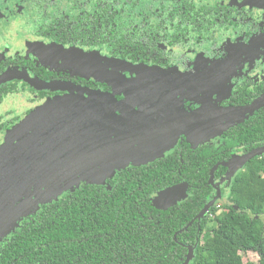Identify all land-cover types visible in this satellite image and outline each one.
<instances>
[{
	"label": "flooded vegetation",
	"instance_id": "flooded-vegetation-1",
	"mask_svg": "<svg viewBox=\"0 0 264 264\" xmlns=\"http://www.w3.org/2000/svg\"><path fill=\"white\" fill-rule=\"evenodd\" d=\"M93 94L113 97L116 124L133 127L101 158L142 152L152 139L175 142L149 163L66 193L130 186L133 203L151 206L152 222L189 220L163 251L184 255L178 264L193 260L245 170L240 158L264 148V104L252 109L264 98V0H0V149L48 102ZM173 188L181 199L158 208L159 193ZM87 218L99 224L69 232L67 254L52 264H122L118 233L104 229L103 215Z\"/></svg>",
	"mask_w": 264,
	"mask_h": 264
},
{
	"label": "trees",
	"instance_id": "trees-1",
	"mask_svg": "<svg viewBox=\"0 0 264 264\" xmlns=\"http://www.w3.org/2000/svg\"><path fill=\"white\" fill-rule=\"evenodd\" d=\"M204 178L207 182L208 175ZM132 192L130 186L116 185L110 192L81 187L63 194L58 201L41 206L14 231L0 249V264L59 261L58 257L68 252L69 232L99 224L87 218L91 215H103L104 229L121 237L122 264H178L184 255L163 250L172 246L173 232L189 220H179L180 226L167 222L160 226L148 219L151 206L133 203ZM227 202L221 205L225 212L213 221L215 226L191 264H254L243 261L242 254L247 253H256L258 264H264V156L247 161L245 170L232 181ZM204 203L203 198L202 206ZM216 206L210 212L216 213ZM183 216L176 213V218ZM206 227L207 223H202V229ZM107 257H116L114 248Z\"/></svg>",
	"mask_w": 264,
	"mask_h": 264
},
{
	"label": "water",
	"instance_id": "water-1",
	"mask_svg": "<svg viewBox=\"0 0 264 264\" xmlns=\"http://www.w3.org/2000/svg\"><path fill=\"white\" fill-rule=\"evenodd\" d=\"M261 104H264V98L252 109ZM117 109L113 97L93 94L88 100L78 97L55 99L32 112L20 126L13 129L10 134L12 141L0 149L1 192L6 183L34 188L39 192L42 195L40 203L22 204L27 209L37 206L34 211L28 213L30 216L38 212L40 206L57 201L58 195L73 190L69 184L73 181L78 165L88 162L93 164L94 160L98 163L104 159L101 156L104 154L102 151L108 148L106 146L116 142L114 139L130 136L127 134L133 132L131 125L116 124L117 120H120L116 115ZM97 121L102 124H98ZM23 129L26 130V139L21 141L18 137L19 131ZM262 153L264 148L241 157L240 161L246 164ZM60 154H63L61 161ZM113 167L114 164L105 168L111 170ZM97 177L88 180L82 174L80 179L75 177L74 183L76 185L81 182L93 183ZM173 193L174 188L159 193L154 200L155 205L158 208L174 205L181 198L175 197ZM216 200L217 198L205 207L200 217L214 205ZM0 208L1 217L8 216L4 229L8 223L15 221L17 212L12 211V208L9 209V206L0 205ZM192 258V255H188L184 264H189Z\"/></svg>",
	"mask_w": 264,
	"mask_h": 264
},
{
	"label": "rangeland",
	"instance_id": "rangeland-1",
	"mask_svg": "<svg viewBox=\"0 0 264 264\" xmlns=\"http://www.w3.org/2000/svg\"><path fill=\"white\" fill-rule=\"evenodd\" d=\"M40 132H41V130H39V133ZM20 138H22V140L26 139L22 135L21 132L19 133L18 140ZM13 140H15V139H13ZM11 141H12V139H11V137H9V140H7V142L5 144H7ZM160 142H162V143L160 144V147L158 148L156 146V144H158ZM174 142H175L174 136L167 138V139H164V140H161V141H159V140L157 141L156 139H154V140L152 139L150 141V143L147 144L148 149H146L142 152L131 151V152L126 153L127 148H124L122 156L117 158L116 160H112L109 157H107V158H104L103 160L99 161L98 163L96 162L97 164L95 163V160H94L93 164L78 165L77 166L78 169H77V172L74 174L73 181H71V183L69 184L70 188L73 187L72 189H74L75 187L78 186V185H76V183H74L75 177L77 176V178L80 179V178H82V174H84L88 180H92L94 177L101 176V175L111 176L115 172V170L121 169L122 167H125L128 164L149 163L152 160H154L158 157H161L170 148V146ZM113 164H114L113 169L105 170V167L107 165H113ZM64 193H66V192H63L61 195H58V200ZM41 198H42V195L39 192H36L34 188H27V187H23L21 185L12 184V183H6L4 185L2 192H1V203H0V205L9 206V209L12 208V211L17 212L16 213L17 217H16L14 222H12L11 224L8 223V226L3 229V226H5L8 216L1 217V215H0V218H2L0 220V241L2 240L3 237H5V236L11 234L13 231H15L19 227L20 221H22V219L28 217L29 216L28 213L31 211H34L37 207V206H35L34 208L27 209L22 204H28L30 202L40 203ZM34 205H36V204H34ZM213 226H215V224ZM14 227H15V229L13 231H11L10 233H8ZM242 258H243V261L245 263L251 262L254 264H258V262H259V257L256 253L242 254Z\"/></svg>",
	"mask_w": 264,
	"mask_h": 264
}]
</instances>
